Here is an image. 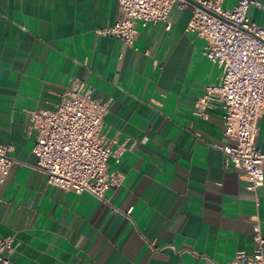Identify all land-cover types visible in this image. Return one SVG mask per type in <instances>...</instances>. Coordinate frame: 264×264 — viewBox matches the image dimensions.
Segmentation results:
<instances>
[{
    "label": "crops",
    "instance_id": "obj_1",
    "mask_svg": "<svg viewBox=\"0 0 264 264\" xmlns=\"http://www.w3.org/2000/svg\"><path fill=\"white\" fill-rule=\"evenodd\" d=\"M256 1L248 14L264 26ZM119 16L118 0H0V143L15 160L0 182L9 264H228L251 254L264 208L218 148L235 143L221 104L194 114L223 69L204 55L206 38L186 30L192 8L177 2L170 28L139 25L133 48L97 33ZM73 78L108 105V171L123 179L107 201L50 185L35 167L30 114L54 110ZM256 145L264 155V112Z\"/></svg>",
    "mask_w": 264,
    "mask_h": 264
},
{
    "label": "built area",
    "instance_id": "obj_2",
    "mask_svg": "<svg viewBox=\"0 0 264 264\" xmlns=\"http://www.w3.org/2000/svg\"><path fill=\"white\" fill-rule=\"evenodd\" d=\"M118 0L120 16L98 34L112 35L134 47L138 26L164 22L170 28L169 14L179 2L190 6L192 17L187 31L204 36V55L223 69L221 81L209 85L195 104L194 114L205 117L207 108L219 102L224 109V137L234 145H219L226 162L239 169L246 188L255 194L256 209L264 208V155L256 145L258 122L264 112V26L249 17L256 0H238L225 9L223 0ZM108 105L93 97V87L73 78L60 93L54 110L30 114L28 135L35 139L36 169L47 175L50 185L67 192L89 193L107 201L109 190L122 183L123 174L108 171L109 143L103 132ZM11 147L0 143V182L9 175L15 160ZM254 249L238 251L228 264L247 259L264 264V231L256 214L253 223ZM10 237H0V264H9L5 251Z\"/></svg>",
    "mask_w": 264,
    "mask_h": 264
},
{
    "label": "water",
    "instance_id": "obj_3",
    "mask_svg": "<svg viewBox=\"0 0 264 264\" xmlns=\"http://www.w3.org/2000/svg\"><path fill=\"white\" fill-rule=\"evenodd\" d=\"M188 1H190V2L194 3L192 0H188Z\"/></svg>",
    "mask_w": 264,
    "mask_h": 264
}]
</instances>
